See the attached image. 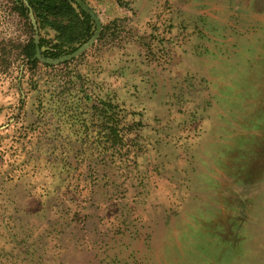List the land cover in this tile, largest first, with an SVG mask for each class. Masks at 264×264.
Instances as JSON below:
<instances>
[{
    "label": "rangeland",
    "instance_id": "1",
    "mask_svg": "<svg viewBox=\"0 0 264 264\" xmlns=\"http://www.w3.org/2000/svg\"><path fill=\"white\" fill-rule=\"evenodd\" d=\"M84 1L103 38L32 68L0 0V264H264V0Z\"/></svg>",
    "mask_w": 264,
    "mask_h": 264
},
{
    "label": "trees",
    "instance_id": "2",
    "mask_svg": "<svg viewBox=\"0 0 264 264\" xmlns=\"http://www.w3.org/2000/svg\"><path fill=\"white\" fill-rule=\"evenodd\" d=\"M15 1L16 11L27 20L28 24L30 23V12L32 11L40 30L49 29L54 32L53 38L40 37L39 47L44 57L55 59L69 54L87 42L95 32L96 24L94 20L74 0H25L29 6L26 5L24 0ZM104 33L105 28L101 33L100 40L103 38ZM23 54L26 58H29V65L32 68H36L41 63L36 58V43L33 37L23 45ZM70 63L65 62L64 65ZM88 100H91V97L87 98ZM55 101L57 103L63 102V95L59 96L57 94ZM81 102L79 103L80 105H82ZM100 103L98 105L92 102L89 109L92 113L101 117L102 121L107 120L109 122L103 130L108 133L109 141L112 144L119 143L122 139L121 131L123 126L118 114H112V109L116 108L110 106L109 102L106 101H101ZM40 111L36 109V112L40 113ZM14 242L16 243L17 241L14 240Z\"/></svg>",
    "mask_w": 264,
    "mask_h": 264
},
{
    "label": "water",
    "instance_id": "3",
    "mask_svg": "<svg viewBox=\"0 0 264 264\" xmlns=\"http://www.w3.org/2000/svg\"><path fill=\"white\" fill-rule=\"evenodd\" d=\"M74 1L76 2L77 5L80 6V8L82 10L87 12L92 17V19L94 20V22L96 24V30H95L94 34L91 36V38L86 43L82 44L80 47H78L73 52H71L69 54H65V55L60 56V57L55 58V59H52L49 57H44L42 55L41 48L39 47L40 39H39V35H38V25H37V22H36V19L34 17L33 12L32 11L30 12V19H31L32 24L35 28L36 33H37V35L35 37L36 58L38 60H40L41 62L49 64V65H59V64L65 63V62H69V61L79 57L84 52H86L98 40V38L102 32V28H103L100 17L96 13V11L84 0H74ZM25 3L27 6H29L26 1H25Z\"/></svg>",
    "mask_w": 264,
    "mask_h": 264
}]
</instances>
